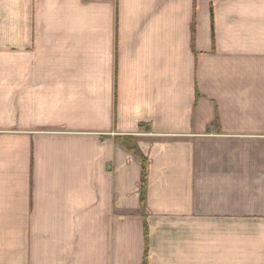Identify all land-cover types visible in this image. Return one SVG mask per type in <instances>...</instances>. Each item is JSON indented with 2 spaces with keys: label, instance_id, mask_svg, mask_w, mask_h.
<instances>
[{
  "label": "crops",
  "instance_id": "1",
  "mask_svg": "<svg viewBox=\"0 0 264 264\" xmlns=\"http://www.w3.org/2000/svg\"><path fill=\"white\" fill-rule=\"evenodd\" d=\"M145 251L264 264V0H0V264Z\"/></svg>",
  "mask_w": 264,
  "mask_h": 264
},
{
  "label": "trees",
  "instance_id": "2",
  "mask_svg": "<svg viewBox=\"0 0 264 264\" xmlns=\"http://www.w3.org/2000/svg\"><path fill=\"white\" fill-rule=\"evenodd\" d=\"M124 146L130 150L134 155L141 158L143 161V175H142V192H141V200L144 201V191H145V185H146V161L141 157L139 151L137 150L135 144L133 143L132 139H124L123 140ZM145 236H146V242L148 240V229L145 228ZM143 264H148L147 261V251H145Z\"/></svg>",
  "mask_w": 264,
  "mask_h": 264
},
{
  "label": "rangeland",
  "instance_id": "3",
  "mask_svg": "<svg viewBox=\"0 0 264 264\" xmlns=\"http://www.w3.org/2000/svg\"><path fill=\"white\" fill-rule=\"evenodd\" d=\"M124 139H132V140H133V143H134V139H133V138H131V137H130V138H129V137H128V138L126 137V138H124ZM134 144H135V143H134Z\"/></svg>",
  "mask_w": 264,
  "mask_h": 264
}]
</instances>
